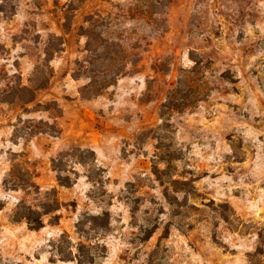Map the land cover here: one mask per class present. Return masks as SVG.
<instances>
[{"label":"rangeland","instance_id":"rangeland-1","mask_svg":"<svg viewBox=\"0 0 264 264\" xmlns=\"http://www.w3.org/2000/svg\"><path fill=\"white\" fill-rule=\"evenodd\" d=\"M0 264H264V0H0Z\"/></svg>","mask_w":264,"mask_h":264},{"label":"trees","instance_id":"trees-1","mask_svg":"<svg viewBox=\"0 0 264 264\" xmlns=\"http://www.w3.org/2000/svg\"><path fill=\"white\" fill-rule=\"evenodd\" d=\"M59 179H60V181H63V180H61V179H63L61 175H59ZM26 220L31 222L30 218H28V217H26ZM37 223H38V225L36 227H38V228L42 227V222L40 220L37 219Z\"/></svg>","mask_w":264,"mask_h":264}]
</instances>
